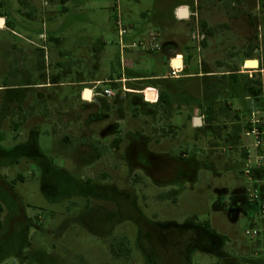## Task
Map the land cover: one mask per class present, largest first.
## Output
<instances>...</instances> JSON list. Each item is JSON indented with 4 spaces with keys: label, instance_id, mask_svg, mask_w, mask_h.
Masks as SVG:
<instances>
[{
    "label": "rangeland",
    "instance_id": "rangeland-1",
    "mask_svg": "<svg viewBox=\"0 0 264 264\" xmlns=\"http://www.w3.org/2000/svg\"><path fill=\"white\" fill-rule=\"evenodd\" d=\"M184 1L191 13L179 19ZM2 14L0 152L27 149L0 163V264H179L173 233L154 224L187 223L218 237L189 264H264L263 245L245 234L260 223L245 133L264 112V0H0ZM117 19L131 29L126 44L157 30L160 48L121 52ZM170 40L186 67L166 79L169 105L159 87L150 102L110 81L162 78ZM80 76L102 80L91 100Z\"/></svg>",
    "mask_w": 264,
    "mask_h": 264
},
{
    "label": "built area",
    "instance_id": "built-area-1",
    "mask_svg": "<svg viewBox=\"0 0 264 264\" xmlns=\"http://www.w3.org/2000/svg\"><path fill=\"white\" fill-rule=\"evenodd\" d=\"M188 17V16H187ZM116 30L119 37L120 50L123 52L125 49L138 48L142 51H155L160 48V33L157 30H151L146 38L139 39L137 41H132L130 43H125V37L131 32L130 28L123 27L120 21L114 20ZM191 39L194 41L195 48L199 50L202 42L205 39V34L201 28L195 26L194 31L191 33ZM184 58L182 54H175L172 59L169 60L168 72L162 76L165 79H178L183 77L185 69ZM245 67H247L245 65ZM251 76V72L249 73ZM260 89L262 97L264 98V78L261 77ZM98 84V83H97ZM97 84H95L91 91L93 94H99L94 92ZM122 91H127L124 86H122ZM115 92L111 88L103 89L101 95L105 98L113 97ZM142 94L145 100L155 101L156 91L153 89H144ZM249 129L246 131V136L250 137V143L247 145V167L245 169L246 174H252V187L247 189L248 195L252 201L256 204L260 223L254 224L245 234L252 237L255 242L261 243L264 250V112L260 113L258 111H253L249 117Z\"/></svg>",
    "mask_w": 264,
    "mask_h": 264
},
{
    "label": "trees",
    "instance_id": "trees-1",
    "mask_svg": "<svg viewBox=\"0 0 264 264\" xmlns=\"http://www.w3.org/2000/svg\"><path fill=\"white\" fill-rule=\"evenodd\" d=\"M65 1L66 0H62V4H64ZM61 9L66 10V7H62ZM3 16H4V14H3ZM202 26L205 27L206 26L205 23L202 22ZM49 40H54L56 42L58 41L57 39H54L51 36H49ZM165 45L163 46V50L165 48ZM232 77H233V79H236L235 74ZM263 78H264V74H263ZM150 81L154 82L153 84L157 85L160 88V91L158 93V101L165 104V105H169L170 104V98H171V92H172V90L170 89V86H169L170 82L168 80H166L165 78H156V79H153ZM250 82L251 81L249 80V81H246L244 83V89L247 90L248 92H250L252 95H255L256 93H258V90L254 89V88H250V86H251ZM256 83H258V85H260L261 80L257 79ZM236 94H238V93L236 92ZM237 96H239V95H237ZM206 110H207V113H209V111L211 110L210 106L207 107ZM25 149H27V147H24V148L19 147V148H15L13 150H10V151H1L0 152L1 153L0 154V163H3V164L12 163L13 161L17 160L18 157L24 153ZM35 157L40 163L44 162V159L41 158L40 155L39 156L36 155ZM0 179H1V177H0ZM2 182H3V180H2ZM204 224L206 227L209 226L208 222H204ZM155 225L158 228H160L161 230L166 231L167 234L173 233V235L172 236L170 235V237L175 238V240L177 241L175 243L179 249V251H178L179 264H189L190 254L195 249L209 250V249L214 248L213 246L215 243H213V241L215 242V240L218 238L214 233H212L210 231L208 232V231H206V230H204L198 226H195V224L187 223L183 226H176L174 224H169L166 226H160L159 224H154V227H156ZM186 232H187L186 238L181 236V235H184Z\"/></svg>",
    "mask_w": 264,
    "mask_h": 264
},
{
    "label": "crops",
    "instance_id": "crops-1",
    "mask_svg": "<svg viewBox=\"0 0 264 264\" xmlns=\"http://www.w3.org/2000/svg\"><path fill=\"white\" fill-rule=\"evenodd\" d=\"M70 1H72V0H66L65 3L66 2L69 3ZM64 7H66V6H64ZM180 7H186L187 8V10H188V17H189V14L191 13V11H190V6L187 3V1L186 2L184 1V2L178 3L175 6V10L178 11V9ZM5 17L6 16L5 15L3 16V14H2V16H0V19H2V21L5 22ZM165 44L166 45H165V48H164V50H163L162 53H163L164 58L166 59L167 66L169 67V60L172 59V57L175 54H181V53H179V48L176 46L174 40H170L169 42H166ZM137 54H138V57L139 58H141V57L144 56V52H142L140 50H139V52H137ZM258 71H261V70H258ZM125 73H126L125 75H122L121 74L118 78H116V79H110V81L119 82L120 85H121V88H122V86H124L126 88L127 92H133V93H138V92H140V91H142L144 89L139 90L138 88L126 87V84L127 83H130V82L136 83V81L153 80V79H156V78H160L159 76H148V77H146V76H140L139 74H137L135 72H127V71H125ZM101 81L102 80H99V79H97L95 77H91L89 79H85L84 77H81L80 76L78 78V81L76 82V85L82 89L81 90V94H83V92L86 91V90L89 91L90 92V95H91L90 98L92 99L93 96H94V94L91 91V88L95 84H97V83H99ZM157 87H158L157 85L151 84L150 86H147L146 89H153L154 91L157 92V89H158Z\"/></svg>",
    "mask_w": 264,
    "mask_h": 264
},
{
    "label": "water",
    "instance_id": "water-1",
    "mask_svg": "<svg viewBox=\"0 0 264 264\" xmlns=\"http://www.w3.org/2000/svg\"><path fill=\"white\" fill-rule=\"evenodd\" d=\"M177 16L179 19L187 18L188 16V10L186 7H180L177 11ZM193 125L194 126H201L202 125V119L201 117L197 116L193 118Z\"/></svg>",
    "mask_w": 264,
    "mask_h": 264
},
{
    "label": "flooded vegetation",
    "instance_id": "flooded-vegetation-1",
    "mask_svg": "<svg viewBox=\"0 0 264 264\" xmlns=\"http://www.w3.org/2000/svg\"><path fill=\"white\" fill-rule=\"evenodd\" d=\"M245 209H246V210H251V206L248 205V204H246V205H245Z\"/></svg>",
    "mask_w": 264,
    "mask_h": 264
},
{
    "label": "bare ground",
    "instance_id": "bare-ground-1",
    "mask_svg": "<svg viewBox=\"0 0 264 264\" xmlns=\"http://www.w3.org/2000/svg\"><path fill=\"white\" fill-rule=\"evenodd\" d=\"M89 94H90V92H89ZM90 97H91V95H90ZM90 97H89V99H90Z\"/></svg>",
    "mask_w": 264,
    "mask_h": 264
}]
</instances>
